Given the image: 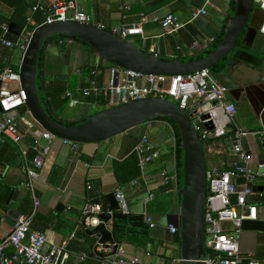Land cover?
I'll list each match as a JSON object with an SVG mask.
<instances>
[{
	"label": "crops",
	"instance_id": "crops-1",
	"mask_svg": "<svg viewBox=\"0 0 264 264\" xmlns=\"http://www.w3.org/2000/svg\"><path fill=\"white\" fill-rule=\"evenodd\" d=\"M73 1L79 12L106 30L114 31L122 25L140 23L142 34L129 37L128 41L145 53H150L153 48L156 56L165 60H194L211 50L223 36L225 23L233 13L230 0ZM37 2L0 0V27L5 25L9 29L10 24H14L23 28L17 43H12L11 47L0 44V70L5 67L18 70L25 50L21 46L27 44L25 39L44 21L41 12L33 10ZM124 2L129 11L121 10ZM202 9L205 14L192 19L195 12ZM167 14L174 15L186 26L164 35L160 24L152 19ZM141 15H145V22H140ZM261 18L262 13L257 10L242 41L222 62L230 64L231 68L225 66L224 70L229 71L236 83V88L227 93L228 100L236 106L234 126L246 131H259L264 127V81L260 80V71H264V38L259 36L257 29ZM208 38H214V43L204 49L202 46ZM74 44L61 48L57 41H52L43 53V72L39 78L43 82L44 105L49 99L47 89L53 84L63 86L60 100L66 104L61 109L53 108L51 112L67 123L86 120L108 109L103 96L86 98L81 94L90 77L81 68L86 65L95 68L97 64L103 67L98 82L104 85L110 67L108 62L87 47ZM72 101L76 104L72 105ZM19 130L22 147L29 148L32 133L22 125ZM142 136H147L150 147L159 153V157L143 170L139 168L138 156L134 152V146ZM41 143L45 142L41 140ZM243 147L252 156L254 164L264 161V143L258 136H247ZM19 155L14 144L0 143V194L11 190V209L20 216H32L31 230L40 231L47 238L44 251L52 246L65 247L68 251L65 264H86L89 259L83 251L88 240L84 235L90 230L82 227L84 210L88 204L97 201L103 212H108L110 205L106 196L119 188L126 196L129 214L147 215L154 224L152 228L148 226L147 239L143 240L145 244L141 245L142 241L138 240L137 244H116L122 248V256L137 258L136 264H180L178 234H170L169 226H173L182 200L183 156L168 122L150 121L98 144L77 145L75 150L60 140H54L39 170V179L32 183V193L27 186L23 160H16ZM222 157L227 159L226 155ZM213 165L214 160H209L208 167ZM263 188L264 182L252 184L256 195L250 201L256 205L257 214L256 220L243 221L238 236L240 254L244 258L242 264H246L249 258H264V202L261 197L257 199ZM12 225L13 218L0 213V241ZM106 228L112 234L111 219ZM94 238L96 247L98 237ZM98 254L101 256L92 259L90 264H111L110 255ZM81 257L84 260L81 261Z\"/></svg>",
	"mask_w": 264,
	"mask_h": 264
},
{
	"label": "built area",
	"instance_id": "built-area-1",
	"mask_svg": "<svg viewBox=\"0 0 264 264\" xmlns=\"http://www.w3.org/2000/svg\"><path fill=\"white\" fill-rule=\"evenodd\" d=\"M254 4L256 10L262 13L258 33L264 36V0H254ZM33 10L43 15L42 24L68 20L91 22L86 14L77 10L73 0H38ZM121 10L129 11L125 2ZM202 14H205V11L198 10L192 19ZM152 20L160 24L164 35L177 32L186 26L172 14ZM145 21V15H141L140 22ZM7 33L8 27L1 26L0 44L11 47L12 43L4 38ZM113 33L128 40L129 37L141 35L142 29L140 23L122 25ZM28 39H25L26 43ZM212 42L214 43V38L206 39L202 48L206 49ZM21 47L25 49L26 45ZM150 53L156 56L153 48ZM103 72V67L95 65L88 86L81 89L83 97L103 96L108 109L134 100L162 98L175 103L189 115L202 141L206 157L215 162L206 172L205 264H242L244 258L240 254L238 236L242 231L243 221L256 220L257 207L250 201V198L256 195L253 193L252 184L257 181L264 182V161L254 164L252 156L244 150L243 140L247 136H258L264 143V127L259 131H246L234 126L236 106L227 98L229 89L211 77L207 70L166 77L145 75L112 65L106 71L105 84L101 85L98 78ZM19 83L20 76L17 71L10 67L3 68L0 73V118H3L0 120V143L8 141L18 148L23 160L27 186L32 193V183L39 179V170L49 153L50 145L57 139L30 116L25 108L26 95L20 89ZM71 104H76V101ZM11 112L16 116H10ZM19 125L24 126L33 135L34 140L29 148H23L21 145L22 134ZM41 140L45 143L42 144ZM61 142L69 145L72 150L77 147L73 143ZM31 151L34 155L30 158ZM134 152L138 156V166L141 170L159 157L158 151L150 147L147 136L140 138L134 146ZM223 155H226L227 159L223 158ZM227 161L230 163L227 164ZM240 179L242 181L238 182ZM263 195L264 191L257 194V198ZM114 196L118 204L117 212L128 214L126 196L121 189L116 188ZM231 196L236 197L235 204H231ZM34 204L37 205V202L34 201ZM102 213L104 212L100 203L88 204L84 210L82 227L92 230L99 226L102 223L99 215ZM143 217L144 222L152 228L154 224L150 217ZM223 222L231 223L229 231L222 229ZM31 224V215L17 217L14 225L0 241V264H65L68 258L66 248L52 246L48 251H44L47 238L42 232L31 230ZM169 232L174 235L178 230L175 226H169ZM95 251L110 255L111 264L138 263L137 258L127 259L122 256V248L118 245L116 249L114 244L96 245ZM80 260H84V257ZM246 264H264V258H249Z\"/></svg>",
	"mask_w": 264,
	"mask_h": 264
},
{
	"label": "water",
	"instance_id": "water-1",
	"mask_svg": "<svg viewBox=\"0 0 264 264\" xmlns=\"http://www.w3.org/2000/svg\"><path fill=\"white\" fill-rule=\"evenodd\" d=\"M231 2L233 13L225 23L223 36L211 50L204 52L194 60L160 59L151 53L139 50L128 40L122 39L113 31L106 30L96 23L68 20L40 24L34 28L17 70L20 76L19 87L26 95V110L45 131L52 134L57 140L79 146L98 144L160 118L168 119L176 125L183 156L181 167L182 200L173 222V226L178 230L180 264H205L207 256L205 247L207 157L189 115L175 103L166 99L146 98L103 110L86 120L71 123L62 121L54 113L45 109L38 93L39 89L43 88V82L38 80L42 77L43 72V53L52 41L66 35L70 41L74 40L89 48L91 52L109 64L123 69L145 75L166 77L207 70L211 77L217 79L229 90L234 89L236 88L234 78L229 71L224 70L225 66L228 68L231 66L229 63L224 65L222 62L242 41L257 10H254V0H232ZM22 30L21 26L10 24L8 33L4 36L5 40L13 44L17 43ZM54 36L56 39L46 42ZM259 36L264 38L260 34ZM40 53L41 58L39 59ZM213 69H220V71L214 73ZM260 72V80L264 81V71ZM10 116H16V114L11 112ZM16 160L21 161V156L19 155ZM241 181V179L238 180V182ZM11 197V190H6L3 195L0 194V213L12 217L14 225L19 214L10 207ZM106 199L110 205L108 212L99 215L102 223L88 231L87 234L98 237L96 245L114 244V249H116L117 245L111 232L107 230L106 224L111 219V213L118 211V204L114 193L108 194ZM235 199V196H231V204H235ZM261 200L264 202V195L261 196ZM222 229L229 231L231 223L223 222Z\"/></svg>",
	"mask_w": 264,
	"mask_h": 264
},
{
	"label": "trees",
	"instance_id": "trees-1",
	"mask_svg": "<svg viewBox=\"0 0 264 264\" xmlns=\"http://www.w3.org/2000/svg\"><path fill=\"white\" fill-rule=\"evenodd\" d=\"M51 39H56V36H54L53 38H49L48 40H46V42H49ZM55 41H57V43L59 44V46L61 48L67 46V45H75V41L72 40L70 41L69 37L66 35H62L61 38L56 39ZM218 43V40L214 43L213 47ZM87 50H89L91 52V50L89 48H87ZM144 52V51H143ZM41 58V53L39 55V59ZM162 59V58H160ZM109 66H112V64H109ZM14 71H17L16 69L11 68ZM94 68H90L89 66H84L81 68V70L83 72H87L89 74H91L92 70ZM3 70V69H2ZM0 70V73L1 71ZM219 69H213L214 73H217ZM64 90L63 86H56L55 84H53L51 87H49V89H47L46 93H47V97L48 102L45 104L46 106H50V108L45 107L44 105V97H43V90L41 91V88L39 89L38 93L40 96V99L45 107V109L50 112L53 111V108H59L61 109L66 103L64 100H60V95L62 94V91ZM90 98V97H89ZM158 120H164L166 122H168L174 132H175V137H176V142L177 145H180V137H179V132L178 129L176 127V125L165 118H160ZM32 136V135H31ZM34 140V138H33ZM33 143V141H32ZM34 155V153L31 151L29 153V157L31 158ZM134 155V154H133ZM133 158V156H132ZM97 203V201H96ZM111 220H112V234L114 237V241L116 244H120V243H124V242H130V243H134L137 244V240L142 241L141 245L145 244V239H147V234H148V224H146L144 222V218L142 215H134V214H122L120 212H113L112 216H111ZM85 239L88 240L87 243V248L83 251V255L89 259L86 260L85 263L86 264H90L92 259H95L97 257H99L98 254L95 253V238L88 236V235H84ZM177 241H179V238H176ZM93 250V251H91Z\"/></svg>",
	"mask_w": 264,
	"mask_h": 264
},
{
	"label": "rangeland",
	"instance_id": "rangeland-1",
	"mask_svg": "<svg viewBox=\"0 0 264 264\" xmlns=\"http://www.w3.org/2000/svg\"><path fill=\"white\" fill-rule=\"evenodd\" d=\"M254 8H255L254 10H256V5H255V4H254ZM250 25H251V24H250ZM28 32H29V31H28ZM28 32H27V33H28ZM25 33H26V32H25ZM40 79H41V78H40ZM40 79H38V80L40 81ZM89 118H90V117H89ZM206 162H207V166H208V164H209V159H208V158H207Z\"/></svg>",
	"mask_w": 264,
	"mask_h": 264
}]
</instances>
